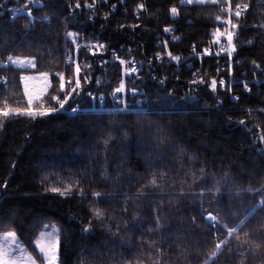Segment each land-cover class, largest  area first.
I'll list each match as a JSON object with an SVG mask.
<instances>
[{"label":"trees","instance_id":"trees-1","mask_svg":"<svg viewBox=\"0 0 264 264\" xmlns=\"http://www.w3.org/2000/svg\"><path fill=\"white\" fill-rule=\"evenodd\" d=\"M117 1L90 13L92 0H79V8L77 0H0V109L29 108L21 77L32 74H49L50 83L33 106L57 108L53 96L63 99L69 91H60L57 74L74 78L65 63L72 53L68 32L77 34V43L106 45L93 56L79 50L80 76L89 81L81 80L82 91L65 111L14 116L0 127V186L7 182L0 187V234L14 231L37 260L33 241L54 223L62 229L59 264H264V85L221 88L227 72L213 58L203 59L198 82L191 84L192 70L176 72L154 60L156 35L164 28L178 37L169 48L174 55L205 48L222 21L215 4L125 0L121 8ZM257 1H238L248 7L233 40L241 60L235 79L242 73L251 78L253 61L264 76V6ZM139 4L145 7L135 19L132 9ZM17 6L24 14L10 18ZM112 51L126 68L134 62L136 77L123 75ZM10 55L33 59L34 70L13 68ZM121 81L139 93L126 97L125 110L112 101ZM89 93L103 94L104 110H90ZM66 186L72 195L46 191ZM113 191L117 195H107ZM160 206L164 227L156 230L153 209ZM95 208L105 213L102 219L94 217ZM210 213L217 217L212 223Z\"/></svg>","mask_w":264,"mask_h":264},{"label":"snow or ice","instance_id":"snow-or-ice-1","mask_svg":"<svg viewBox=\"0 0 264 264\" xmlns=\"http://www.w3.org/2000/svg\"><path fill=\"white\" fill-rule=\"evenodd\" d=\"M95 2V0H93V3ZM211 2L213 4H215L217 2V0H211ZM181 5L184 4H203L205 3V0H180ZM89 8H91L93 5L89 4L87 5ZM76 7L79 8L80 7V3L79 0H77V4ZM144 4H139L137 5L138 9H144ZM247 5L244 6V9H247ZM240 6L237 5V9H239ZM13 12L16 13V15H23V10H12ZM230 11V9H229ZM171 14L173 15V17L178 15V8L173 6L170 9ZM28 15H31V11H29ZM235 16L237 18H239L241 16V11L237 10L235 12ZM47 19V18H45ZM217 20H220V17H217ZM227 23H229L232 27V29H236L238 27L237 24H233L231 20H228ZM262 27H264V25H262ZM172 31V29L170 28H165V32H170ZM227 31V30H226ZM215 36H219L221 35V33H219V30H217V33H214ZM234 32L232 31H228L227 33V38H228V44H229V48L228 49H222V50H226L228 52V56L231 57L232 53L236 51V47L235 45L232 44V38H233ZM67 36L69 38H72L73 43L76 42L75 38L77 36L76 33L73 32H68ZM173 39H178V37H173ZM216 43H219V39L217 38V40L215 41ZM251 43V41H250ZM92 47H95L97 49V51H100L101 49L105 48L106 45H94ZM165 47H167V43L165 44ZM76 48L77 50H79L80 45L76 44ZM89 51H91V47L89 48ZM95 54V53H93ZM205 54H209L208 50H205ZM169 57L171 60H175V61H179L180 57L178 56H174L171 54V52L168 53ZM8 61H10L13 64H19V66H23L24 65V61L20 60L19 58H13L11 55L8 56ZM156 59H161L160 55L157 54ZM29 64H31V61H28ZM121 64H125L126 62L124 60H120ZM253 64L255 65L256 62L253 61ZM34 66V65H33ZM257 67H259V65H256ZM138 71V69L135 67V65L133 64L132 68L126 73V75H131L132 73H136ZM59 76V80H60V84H59V89L60 91H65L66 87L68 89H70L67 94L63 97V99L57 97V96H53V100L57 101V103H59V108L56 107H49L46 108L45 110L42 111H33L31 104V98H29V108L27 109H10L5 107L4 109H0V127L3 126V124L11 117L14 116H29L30 118L35 119L37 116H48V115H52L55 114L61 110L64 109L66 102L75 94V95H79L80 92L82 91V84H81V80L83 79L84 83H88L89 78L88 77H81L80 76V66L77 65L75 68V72H74V76H75V84L73 86V82L71 78L66 79L65 75L63 73H58L57 74ZM196 74L194 73V76ZM198 81L196 79H193L192 81H190L191 84H196ZM204 79L200 78L199 83H204ZM97 83L99 84L100 81H97ZM161 83H163V81H161ZM225 81L223 79H221L219 81V85L221 88L225 87ZM209 87L211 88V90L213 92L216 91L217 89V80L215 78L212 79L211 84L209 85ZM245 88H248V85L245 84ZM125 89V84L123 81H121L119 87H117L116 89H114L113 95L115 96L118 93L123 92ZM230 90V89H229ZM130 91L133 92V94H135V92L137 91L135 88L131 89ZM93 100H96L97 97L94 96L92 93L88 94ZM104 99L103 94H101V96L99 97V100L102 102ZM238 99V98H237ZM71 111L73 113H76L78 111H80V109L73 107L71 109ZM241 124L244 123V121L240 122ZM112 139V137L110 136L108 138V140H105V145L107 146L109 141ZM118 170L119 171H123L122 166H118ZM201 171L203 172V169H201ZM110 177L108 176L107 173V169H105V171L102 174V180L103 181H107L109 180ZM117 179H119V177H117ZM152 185L156 186L157 181L155 179L152 180ZM0 187H7V182H5L4 185L0 186ZM46 191H50L53 193H57L60 196H68V195H72V187L71 186H66L63 190L60 187H51L46 189ZM220 189L217 188V192H219ZM81 196H83V192L81 191ZM93 197H102L105 195V193L102 192H93L92 193ZM107 195H111V196H115L117 195V193L115 191L108 193ZM139 195H146L145 193H139ZM128 210V205H125V209L124 211L127 212ZM163 209L162 206L154 208L153 212L156 213L155 215V229L156 230H160L164 227L162 220H161V215L160 213H162ZM93 215L96 219H102L105 215V213L99 209V208H95L93 209ZM251 215V213H250ZM248 217H245V220ZM134 220H136L137 224L142 222V218H138V217H133ZM207 219L209 221H216L217 217L212 215L211 213L208 215ZM244 221H241V224H243ZM215 226V225H213ZM48 226H45V228H47ZM239 227V226H238ZM153 229H149V231H152ZM83 231L85 233H88L91 231V221L89 222L88 226H85L83 228ZM234 231V229H229V233L231 234V232ZM62 234V229H58L55 226L52 227L51 231H46V232H42L41 233V238H46L47 239V244H43L41 241L37 242V247H39L40 252L43 254L44 256V264H58L59 261V255H58V249H59V243H60V236ZM116 235H119V229L117 230ZM223 243V241L221 242ZM221 247L220 244H217V248L219 249ZM16 251L21 252V254H23L26 250L23 249L20 245V241L17 238V235L14 231H9L3 234L2 237H0V264H18V258L15 257L13 255V253H15ZM215 255V253H214ZM11 257V258H10ZM28 259L31 260L32 264H36V261L29 255Z\"/></svg>","mask_w":264,"mask_h":264},{"label":"built area","instance_id":"built-area-1","mask_svg":"<svg viewBox=\"0 0 264 264\" xmlns=\"http://www.w3.org/2000/svg\"><path fill=\"white\" fill-rule=\"evenodd\" d=\"M18 1L19 0H16V2ZM238 1L239 0H217L215 5L218 7L220 14L222 16L221 24L219 25V27L215 28V30L212 32L211 40L209 41L207 46L203 48L201 51L198 52L194 48H192L188 55H182V54L174 55L171 53L174 56L180 57L179 61L171 60L168 55V53L170 52L169 50L170 46L174 45L177 41V39H173V37H176L174 34V30L170 28L172 29V31L165 32V28L162 29L160 34L156 35V42L154 44V48L156 52L154 53V60L159 63L165 64L166 67H172L176 72H181L183 70H192V74L190 76L191 77L190 79L192 81L193 79L197 80V78L199 77L203 59L213 58L216 60H221L220 68L221 70H224L227 72V76L221 78L226 82L225 85L230 86L232 84H241L245 90H248L250 85H259V84L264 85V76L260 78L257 74V72H260L259 71L260 67L256 66L258 64L252 65V68L255 69V71H254V74L251 75V78L248 75L242 73L239 78L235 79L233 76V72L235 71V67H238L241 65V60L239 58L234 57L236 51L232 53L231 57H229L228 52L226 50H222V49L229 48L228 38H227L228 31L234 32V35L232 38V44H233V40L235 39L237 28H239V26L241 25V22H244L246 20L247 9H244L245 4L239 3ZM257 2L260 6L262 7L264 6V0H258ZM107 3H108L107 0H95L94 3L92 0L93 6L91 8H88V10L90 13H94L97 4L107 5ZM117 4L121 6L122 8V7H125L126 1L118 0ZM237 5L240 6L239 9H237ZM14 9L23 10L22 8H19L18 6L11 9L10 18H20L22 15H16V13L12 11ZM109 9L110 11L113 12L115 10V4L111 5ZM132 10H133L134 18L139 19L141 9H138L137 6H135L133 7ZM237 10L241 11V16L239 18L235 16V12ZM228 20H231L233 24H237L238 27L236 29H232L231 25L227 23ZM217 30H219V33H221V35H219L218 37L214 35V33H217ZM217 38L219 39V43L215 42ZM166 43H167V47H165ZM94 45L98 46L102 44L101 43L86 44L85 45L86 54L93 56L94 55L93 53L96 54L97 52H99L97 51L95 47H92ZM90 47H91V51H89ZM205 50H208L209 54H205ZM236 50H237V47H236ZM73 52L74 50H72V53L70 52L66 55L65 62L66 64L73 66L75 70L76 66L79 65V63L77 60V55L76 54L73 55ZM157 54L160 55L161 59H156ZM112 56L114 57L113 61L120 63V59L117 58L116 53L113 51H112ZM133 64L134 62L130 61L128 63L130 67L128 68H126V64H121L123 66V70H122L123 75H126V73L132 68ZM194 73L196 74L195 76H194ZM127 76L136 77L137 72L132 73L131 75H127ZM245 84L248 85L247 89L245 88ZM138 94H139L138 91H136L135 94H133L132 91H129L127 94L123 95V98H119L115 95L112 97L113 105H115V108L125 110L128 106L126 102V97L127 96L133 97V96H137ZM263 94H264V91H263ZM90 99L93 103H96V106H97L96 110H100V111L104 110L105 108L104 100L101 102L98 98L96 100H93L90 97Z\"/></svg>","mask_w":264,"mask_h":264},{"label":"rangeland","instance_id":"rangeland-1","mask_svg":"<svg viewBox=\"0 0 264 264\" xmlns=\"http://www.w3.org/2000/svg\"><path fill=\"white\" fill-rule=\"evenodd\" d=\"M208 3H212L211 0H205V3H203V4H184V5H205V4H208ZM75 40H76V42L73 43L72 38H69V42H70V45L72 47V50H74L73 55L76 54L78 56L79 55V50L81 48H85V45L89 44V43H86V44L85 43H77L78 38H75ZM76 44L80 45L79 50H77ZM19 59L24 61V65L23 66H19V64H13L10 61H9L10 62L9 64L15 69L27 70V71L34 70L35 61L33 59H30V58H19ZM77 60H78V57H77ZM28 61H31L32 63L29 64ZM73 71L75 72L74 67H73ZM72 82H73V86H74V84H75V76H74ZM124 84H125V82H124ZM21 87H22V90L24 92L25 99H26V102L28 103V105H29V98H31V101H32L31 107H32L33 111L45 110V108H35L33 105L37 101H39L47 93V91L49 90V88H50L49 74L23 75L21 77ZM66 89L70 90L67 87H66ZM130 90H131V88L127 89L126 84H125V89H124L123 92L119 93V95H120L119 98H123V95L127 94ZM54 103L57 105V108L60 107L59 103H57V101L54 100ZM65 107L61 111H65ZM96 109H97L96 103H93L90 110L95 111ZM207 217H206V220L209 223L214 222V221H209L207 219ZM45 226H48V227L45 228ZM53 226L58 228L54 223H49V224L44 225L41 228V230L38 232L37 236L35 237V239L33 241V246H34L35 250L38 253V259L37 260H35L32 257V255L27 251V249L24 247V245L20 242L21 247L23 249H25L26 251L23 254H21V252H19V251H16L15 253H13V255L18 258V264H32L31 260L28 259L29 255L36 261V264H44V256L40 252L39 247H37V242L41 241L43 244L46 245L47 244V239L46 238H41V233L42 232H46V231H51ZM3 234H0V237H2ZM58 255H59V249H58ZM58 264H59V261H58Z\"/></svg>","mask_w":264,"mask_h":264}]
</instances>
